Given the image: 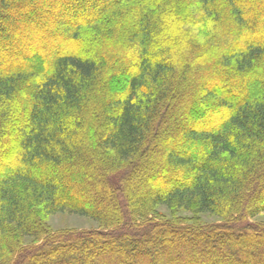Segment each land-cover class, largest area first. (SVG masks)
<instances>
[{"label":"trees","instance_id":"trees-1","mask_svg":"<svg viewBox=\"0 0 264 264\" xmlns=\"http://www.w3.org/2000/svg\"><path fill=\"white\" fill-rule=\"evenodd\" d=\"M261 214L264 0H0V264H264Z\"/></svg>","mask_w":264,"mask_h":264},{"label":"rangeland","instance_id":"rangeland-1","mask_svg":"<svg viewBox=\"0 0 264 264\" xmlns=\"http://www.w3.org/2000/svg\"><path fill=\"white\" fill-rule=\"evenodd\" d=\"M155 183H157V181L153 180L151 182V184H155ZM157 212L166 219L171 218V213L165 207L157 208ZM179 214H181V216L184 217L195 216L194 214H190L186 212H179ZM199 218L202 219L201 221L205 223V225L223 223L221 219L209 214L199 215ZM252 221H254L255 223L264 224V214L259 215L258 217L254 218ZM45 222L48 224L52 232H81V231H92V230L100 229V225L95 221H93L91 218L82 217L68 212H62L47 216L45 218ZM24 245L31 246L36 244H34L32 239H26L24 240Z\"/></svg>","mask_w":264,"mask_h":264}]
</instances>
